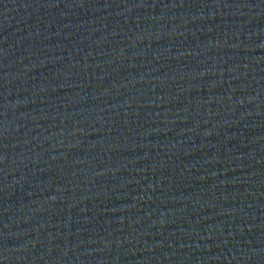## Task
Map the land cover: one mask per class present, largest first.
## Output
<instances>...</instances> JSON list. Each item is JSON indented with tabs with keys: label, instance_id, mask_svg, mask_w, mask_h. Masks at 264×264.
I'll list each match as a JSON object with an SVG mask.
<instances>
[{
	"label": "water",
	"instance_id": "water-1",
	"mask_svg": "<svg viewBox=\"0 0 264 264\" xmlns=\"http://www.w3.org/2000/svg\"><path fill=\"white\" fill-rule=\"evenodd\" d=\"M0 264H264V0H0Z\"/></svg>",
	"mask_w": 264,
	"mask_h": 264
}]
</instances>
